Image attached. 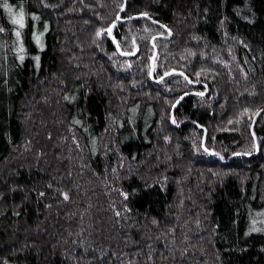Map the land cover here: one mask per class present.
<instances>
[{
	"label": "trees",
	"instance_id": "1",
	"mask_svg": "<svg viewBox=\"0 0 264 264\" xmlns=\"http://www.w3.org/2000/svg\"><path fill=\"white\" fill-rule=\"evenodd\" d=\"M262 109L264 0H0V264H264Z\"/></svg>",
	"mask_w": 264,
	"mask_h": 264
},
{
	"label": "snow or ice",
	"instance_id": "2",
	"mask_svg": "<svg viewBox=\"0 0 264 264\" xmlns=\"http://www.w3.org/2000/svg\"><path fill=\"white\" fill-rule=\"evenodd\" d=\"M3 7H4L5 9H7V10L9 11V13H11L13 16H15L14 23L23 26V24H24V10H23V9H20L19 13L17 14V13H14V12L12 11L13 6H12L11 4L5 2V3L3 4ZM33 15H34V14H33ZM142 15H148V14H147V13H143ZM165 27H167V26H165ZM100 31L103 32L104 29H101ZM108 32H109V34H111V28L108 29ZM16 36H17V37H20V36H21V33H20L19 30L16 31ZM23 47H24V46H23V44L21 43L20 48L23 49ZM23 59H24V56L21 55V56H20V60L23 61ZM35 59H36L37 61H39V56H37ZM201 95H203V93H201ZM65 196H67V193H65ZM125 196H127V193H125Z\"/></svg>",
	"mask_w": 264,
	"mask_h": 264
},
{
	"label": "water",
	"instance_id": "3",
	"mask_svg": "<svg viewBox=\"0 0 264 264\" xmlns=\"http://www.w3.org/2000/svg\"><path fill=\"white\" fill-rule=\"evenodd\" d=\"M125 9V6H123V8H122V13H121V15L120 16H122V14L124 13V10ZM158 24H160V25H162V26H164L163 24H161L160 22H157ZM117 27V24H114L113 26H112V28H111V34H110V36H111V39H112V41H113V43L116 45V47L119 49V45L117 44V41H116V39H115V36H114V33H113V30L115 29ZM152 43L154 44V40H152ZM154 57H153V60H152V63H151V65H152V72H151V77L152 78H154L153 77V74H154V70H155V61H156V59H157V57H158V54H157V50H156V48H155V52H154ZM170 74H172V73H170ZM170 74H168V75H165V76H167V77H169V75ZM164 78H166V77H164ZM181 101V100H180ZM179 101V102H180ZM179 102L176 104V105H178L179 104ZM262 111H264V109H262V110H260V111H258L257 112V115L255 116L256 117V119H255V123H256V121H257V117H258V115L260 114V113H262ZM172 118H174V113H173V115H172ZM206 134H207V131H206ZM206 134H205V140H206ZM258 145V144H257ZM204 146H205V143H204Z\"/></svg>",
	"mask_w": 264,
	"mask_h": 264
},
{
	"label": "rangeland",
	"instance_id": "4",
	"mask_svg": "<svg viewBox=\"0 0 264 264\" xmlns=\"http://www.w3.org/2000/svg\"><path fill=\"white\" fill-rule=\"evenodd\" d=\"M163 38H165L166 39V36H163ZM157 50V49H156ZM153 60V59H152ZM157 60V59H156ZM155 64H156V61H155ZM154 64V65H155ZM155 69H156V65H155ZM152 72V71H151ZM154 74H155V70H154ZM209 88L207 89V93L209 92ZM257 115V113L254 115V117ZM259 116V115H258ZM258 118V117H257ZM256 119V117L254 118V120ZM254 140H255V143H256V151L258 152V150H259V145H257L258 144V140H257V138H256V136L254 135ZM203 145H204V143H205V147H206V142H205V137L203 138ZM262 218H263V220H261V221H257L256 223H255V225H254V227H255V229H254V233L256 234V233H264V214H263V216H262Z\"/></svg>",
	"mask_w": 264,
	"mask_h": 264
}]
</instances>
